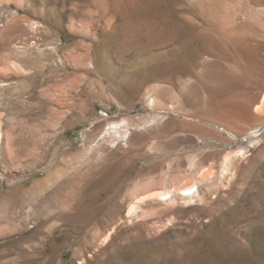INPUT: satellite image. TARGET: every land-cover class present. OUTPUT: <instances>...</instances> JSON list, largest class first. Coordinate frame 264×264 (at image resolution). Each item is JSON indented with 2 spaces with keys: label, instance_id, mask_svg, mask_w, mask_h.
Returning <instances> with one entry per match:
<instances>
[{
  "label": "rangeland",
  "instance_id": "374dc122",
  "mask_svg": "<svg viewBox=\"0 0 264 264\" xmlns=\"http://www.w3.org/2000/svg\"><path fill=\"white\" fill-rule=\"evenodd\" d=\"M263 94L264 0H0V264H264Z\"/></svg>",
  "mask_w": 264,
  "mask_h": 264
},
{
  "label": "bare ground",
  "instance_id": "6f19581e",
  "mask_svg": "<svg viewBox=\"0 0 264 264\" xmlns=\"http://www.w3.org/2000/svg\"><path fill=\"white\" fill-rule=\"evenodd\" d=\"M235 27V26H234ZM207 28V27H206ZM238 29H239V27H238ZM220 30V29H219ZM222 30V29H221ZM235 30H237V28H235ZM209 31V30H208ZM217 31V30H216ZM215 31V32H216ZM252 31V30H251ZM229 32V31H228ZM235 32V31H234ZM238 31H236V34L237 35H240V34H238L237 33ZM214 33V32H213ZM216 33H218V32H216ZM220 33H222V32H220ZM241 33V32H240ZM247 33V32H246ZM234 34V33H233ZM236 34H235V36L234 37H237L236 36ZM220 35H223V34H220ZM244 35V34H243ZM218 36V35H217ZM248 36V35H247ZM223 37V36H222ZM251 37V36H250ZM216 38V37H215ZM228 38V37H227ZM230 38V37H229ZM233 38V37H232ZM231 38V39H232ZM238 38H236V40H237ZM250 39V38H249ZM230 40V39H229ZM229 40H228V42H229ZM245 40V39H244ZM243 39H242V42L244 41ZM253 40H254V38H253ZM211 41V40H210ZM209 41V42H210ZM225 41V40H224ZM227 41V40H226ZM235 41V40H234ZM222 42V41H221ZM250 42V41H249ZM218 43V42H217ZM253 43V42H252ZM245 44V43H244ZM223 45V44H222ZM205 46V45H204ZM211 46V45H210ZM215 47V46H214ZM242 63H244V62H242ZM241 65V64H240ZM250 65V64H249ZM253 67V66H252ZM245 68V67H244ZM243 69V68H242ZM254 69V68H253ZM261 69V68H260ZM249 70V69H248ZM256 70V69H255ZM244 72V71H243ZM259 72V71H258ZM249 73V72H248ZM261 73V72H260ZM246 75H248V74H246ZM257 78V77H256ZM254 79V78H253ZM262 80V79H261ZM252 81V80H251ZM254 81V80H253ZM226 82V81H225ZM253 83V82H252ZM255 83V82H254ZM223 85V84H222ZM252 85V84H251ZM226 86V85H225ZM216 88V87H215ZM247 88V87H246ZM221 89V88H220ZM230 89V88H229ZM215 91V90H214ZM225 91V90H224ZM227 92V91H226ZM236 93V92H235ZM217 97V96H216ZM221 97H222V95H221ZM220 98V97H219ZM224 98H226V95H225V97ZM214 99H217V98H214ZM211 100V99H210ZM222 100L223 99H221V102H222ZM259 100V102H258V104H256L255 105V109L257 110V111H262V110H264V94L261 96V98L260 99H258ZM214 102H215V100H214ZM218 102H219V100H218ZM221 102H220V104H221ZM246 101H243V102H235V103H239L238 105H239V108H241L240 110H239V113H237V112H235V113H237V116H244V115H247V114H249V107H248V103H245ZM250 102V101H249ZM234 103V104H235ZM214 104H216V102L214 103ZM217 104H219V103H217ZM219 104V105H220ZM227 104V103H226ZM228 104H230V103H228ZM234 104H233V106H234ZM238 105H236L237 107H238ZM210 106H211V104H210ZM225 106V105H224ZM214 107V106H213ZM212 107V108H213ZM218 107H220L221 108V106H218ZM217 107V108H218ZM235 107V106H234ZM223 108V107H222ZM231 108V107H230ZM216 109V108H215ZM234 109V108H233ZM216 110H218V109H216ZM225 110V109H224ZM227 110H229V108L227 109ZM227 110H225V112L226 113H229V112H227ZM230 110H232V109H230ZM229 110V111H230ZM213 111H215L214 109H213ZM222 112V110L220 109L219 110V112ZM233 111V110H232ZM238 111V110H237ZM211 114V113H210ZM230 114H232V113H230ZM229 114V116L231 117V115ZM257 114V113H256ZM218 116V115H217ZM225 116V115H224ZM228 116V115H227ZM1 117V116H0ZM233 117H234V115H233ZM236 118V117H235ZM239 118V117H238ZM237 119V118H236ZM219 121V120H218ZM1 122V121H0ZM208 123V122H207ZM216 123V122H215ZM116 126L117 125H115V128H116ZM215 126H217V127H225V126H223V125H220V124H215ZM114 127V126H113ZM111 128V127H110ZM122 128V127H121ZM227 128V127H226ZM226 128H224V129H226ZM112 129V128H111ZM114 129V128H113ZM119 131H120V129H118ZM122 130V129H121ZM115 131H116V129H115ZM128 131V130H127ZM228 131H229V129H228ZM231 132V131H230ZM235 134V133H234ZM230 135H232V133L230 134ZM236 135V134H235ZM0 136H1V132H0ZM251 136H255V135H251ZM117 137V136H116ZM236 137H237V135H236ZM254 138V137H253ZM117 140H118V138H117ZM254 141V140H253ZM150 148L151 149H153V148H155L154 147V145H152V146H150ZM242 151V150H241ZM237 153V152H236ZM194 186L195 185H189V186H184V187H182V188H180L178 191H179V193L180 194H182L183 196H184V198L185 199H187V200H191L192 201V199H193V197H194V192H192V189L194 188ZM196 191H197V187H196ZM171 193H172V190H157V191H155L154 192V194H155V196L157 197V198H161L162 196H164V197H166V196H168V199L171 197ZM136 210V206H134V204H132L131 206H129V209H128V214H131V213H133L134 211Z\"/></svg>",
  "mask_w": 264,
  "mask_h": 264
}]
</instances>
